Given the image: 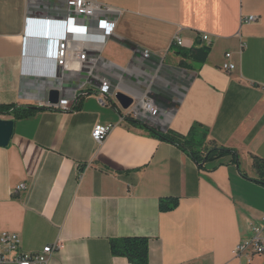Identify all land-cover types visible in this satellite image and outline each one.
<instances>
[{
	"label": "crops",
	"instance_id": "crops-1",
	"mask_svg": "<svg viewBox=\"0 0 264 264\" xmlns=\"http://www.w3.org/2000/svg\"><path fill=\"white\" fill-rule=\"evenodd\" d=\"M95 1L110 11L69 19L66 0H0V106L47 108L20 120L0 115L14 121L0 147V233L19 235L27 254L60 243L49 264H130L110 242L133 237L150 240L149 264H264V254L234 253L264 217V186L254 181V157L264 160V0ZM32 17L68 21L98 64L51 75L46 37L26 67ZM248 17L258 21L243 23ZM109 20L116 27L105 37ZM205 45L212 50L202 65L178 54ZM52 86L60 100L77 93L78 109H49ZM120 91L135 99L128 110ZM128 118L184 136L200 125L238 151L247 177L229 158L201 170ZM99 124L112 126L102 144L92 138ZM167 198L179 206L161 212Z\"/></svg>",
	"mask_w": 264,
	"mask_h": 264
},
{
	"label": "built area",
	"instance_id": "built-area-1",
	"mask_svg": "<svg viewBox=\"0 0 264 264\" xmlns=\"http://www.w3.org/2000/svg\"><path fill=\"white\" fill-rule=\"evenodd\" d=\"M66 6L68 9V18L73 15L92 19L100 18L103 13L110 11L99 2L95 0H66ZM105 7V8H104ZM30 19L27 20V26ZM257 17L243 18V23L257 22ZM57 25L51 29L49 38L48 50L45 51V55L51 58L55 62L56 70L51 75L57 76V67L61 70L63 76L65 74L80 73L85 67L98 64L97 60L89 59L86 45L84 43H77L72 40L68 32V21H58ZM116 27L115 20L106 21L104 24V36L110 37ZM203 41L208 42L209 36L204 35ZM174 45L181 47L183 45L182 40L176 37ZM227 59H230L231 55L227 54ZM95 68V67H94ZM223 68L226 71H233L235 66L230 63H226ZM111 86L108 82H104L101 87V94H108ZM264 89V88H263ZM78 95L72 98H63L58 104L49 105V108L62 111H71L78 105ZM148 109L153 116L157 115V110L148 104ZM112 130L111 125H97L95 126L92 138L96 143L102 144L109 136ZM26 190L25 185H21L17 188V191ZM61 249L60 243L53 246L45 247L40 253L27 254L21 251V240L19 235L14 233L2 232L0 233V264H49L52 255ZM248 251L253 252L256 255L264 254V217L261 225H253L250 236L241 242L235 249V255H240Z\"/></svg>",
	"mask_w": 264,
	"mask_h": 264
},
{
	"label": "trees",
	"instance_id": "trees-1",
	"mask_svg": "<svg viewBox=\"0 0 264 264\" xmlns=\"http://www.w3.org/2000/svg\"><path fill=\"white\" fill-rule=\"evenodd\" d=\"M175 46V45H174ZM211 46H202L189 51H180L179 55L185 59L202 65L207 62L211 53ZM81 99V97L79 98ZM42 107H15L0 106V115L12 116L15 120L25 119L46 110ZM51 109V108H49ZM78 109V106L77 108ZM132 123L145 127L150 133L161 141L175 145L186 153L201 170L206 168L209 163L230 159L236 165L242 176L247 177L240 169L239 153L235 149L227 148L210 140L209 131L200 125H194L187 135H181L173 131L161 132L153 127L136 122L128 118ZM254 168L258 179L256 183L264 186V160L254 157ZM179 206V200L173 198L163 199L160 202V211L168 212ZM111 253L115 257L126 258L130 264H149L150 263V240L145 237H133L115 239L110 242Z\"/></svg>",
	"mask_w": 264,
	"mask_h": 264
},
{
	"label": "water",
	"instance_id": "water-1",
	"mask_svg": "<svg viewBox=\"0 0 264 264\" xmlns=\"http://www.w3.org/2000/svg\"><path fill=\"white\" fill-rule=\"evenodd\" d=\"M56 18H42L32 17L27 26V36L25 42V66H33L35 61L33 60L36 52V47L39 45V41L42 38L50 36L51 29L57 25ZM117 102L123 107V109H130L135 99L131 95L120 91L115 95ZM48 101L51 105L58 104L60 101V90L56 86H52ZM162 132H166L162 130ZM14 134V121L3 120L0 118V147H7Z\"/></svg>",
	"mask_w": 264,
	"mask_h": 264
},
{
	"label": "clouds",
	"instance_id": "clouds-1",
	"mask_svg": "<svg viewBox=\"0 0 264 264\" xmlns=\"http://www.w3.org/2000/svg\"><path fill=\"white\" fill-rule=\"evenodd\" d=\"M47 50H48V47H47Z\"/></svg>",
	"mask_w": 264,
	"mask_h": 264
},
{
	"label": "bare ground",
	"instance_id": "bare-ground-1",
	"mask_svg": "<svg viewBox=\"0 0 264 264\" xmlns=\"http://www.w3.org/2000/svg\"><path fill=\"white\" fill-rule=\"evenodd\" d=\"M27 31V30H26Z\"/></svg>",
	"mask_w": 264,
	"mask_h": 264
}]
</instances>
